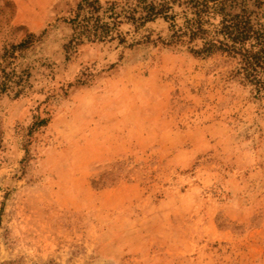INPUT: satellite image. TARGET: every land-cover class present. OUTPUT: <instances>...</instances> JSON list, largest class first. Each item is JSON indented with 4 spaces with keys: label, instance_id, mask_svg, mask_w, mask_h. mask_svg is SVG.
<instances>
[{
    "label": "rangeland",
    "instance_id": "rangeland-1",
    "mask_svg": "<svg viewBox=\"0 0 264 264\" xmlns=\"http://www.w3.org/2000/svg\"><path fill=\"white\" fill-rule=\"evenodd\" d=\"M79 1L0 0V264H264V91L161 17L68 53Z\"/></svg>",
    "mask_w": 264,
    "mask_h": 264
},
{
    "label": "trees",
    "instance_id": "trees-1",
    "mask_svg": "<svg viewBox=\"0 0 264 264\" xmlns=\"http://www.w3.org/2000/svg\"><path fill=\"white\" fill-rule=\"evenodd\" d=\"M175 3L183 7L182 24L176 21ZM159 17L171 25L172 34L168 41H163L165 44L188 45L192 53L202 57L217 53L231 57L241 82L257 92L264 91V0H135L123 4L80 0L67 21L73 34L66 51L76 52L86 43L114 40L126 43L121 30L124 23L138 28ZM30 38L4 49L2 59L7 65L2 69L1 92L25 81V73L16 69L14 60L18 50L33 44L34 39ZM46 122L42 119L34 128Z\"/></svg>",
    "mask_w": 264,
    "mask_h": 264
}]
</instances>
